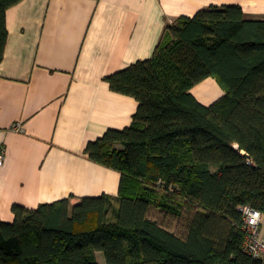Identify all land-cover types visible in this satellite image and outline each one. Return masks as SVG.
Here are the masks:
<instances>
[{
    "label": "trees",
    "instance_id": "obj_1",
    "mask_svg": "<svg viewBox=\"0 0 264 264\" xmlns=\"http://www.w3.org/2000/svg\"><path fill=\"white\" fill-rule=\"evenodd\" d=\"M22 1L0 0V63ZM209 78L225 94L206 106L191 90ZM105 80L139 104L130 127L85 150L121 174L119 196L14 205L0 264H99L97 252L107 264H264L243 249L241 210L264 214V20L237 5L180 17L152 58Z\"/></svg>",
    "mask_w": 264,
    "mask_h": 264
},
{
    "label": "crops",
    "instance_id": "obj_2",
    "mask_svg": "<svg viewBox=\"0 0 264 264\" xmlns=\"http://www.w3.org/2000/svg\"><path fill=\"white\" fill-rule=\"evenodd\" d=\"M225 5L264 20V0H23L9 9L0 63V219L13 223L14 205L118 197L121 174L85 150L108 130L130 127L139 104L105 79L152 58L167 25ZM191 93L209 106L225 91L209 78ZM96 257L107 264L103 253Z\"/></svg>",
    "mask_w": 264,
    "mask_h": 264
},
{
    "label": "built area",
    "instance_id": "obj_3",
    "mask_svg": "<svg viewBox=\"0 0 264 264\" xmlns=\"http://www.w3.org/2000/svg\"><path fill=\"white\" fill-rule=\"evenodd\" d=\"M5 155V150H0V166L4 164ZM241 210L244 215L242 230L245 233L243 249L250 256L264 262V240L261 237L264 214L250 206H245Z\"/></svg>",
    "mask_w": 264,
    "mask_h": 264
},
{
    "label": "rangeland",
    "instance_id": "obj_4",
    "mask_svg": "<svg viewBox=\"0 0 264 264\" xmlns=\"http://www.w3.org/2000/svg\"><path fill=\"white\" fill-rule=\"evenodd\" d=\"M221 87L220 83H218ZM222 88V87H221ZM223 89V88H222ZM224 90V89H223ZM221 98V97H220ZM152 218H157L160 221H164L165 224H168L172 227L173 230H178L182 227V222L180 220L174 219L172 217H166L158 212V210L154 209L151 213Z\"/></svg>",
    "mask_w": 264,
    "mask_h": 264
}]
</instances>
